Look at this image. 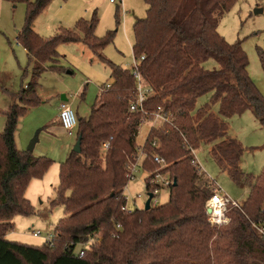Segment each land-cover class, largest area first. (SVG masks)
I'll list each match as a JSON object with an SVG mask.
<instances>
[{"label":"trees","instance_id":"1","mask_svg":"<svg viewBox=\"0 0 264 264\" xmlns=\"http://www.w3.org/2000/svg\"><path fill=\"white\" fill-rule=\"evenodd\" d=\"M25 4L24 25L16 33L31 63L29 81L17 92L0 87L10 104L2 110L0 132V264H264V166L256 174L240 168L242 144L227 135L225 118L250 111L264 128V97L250 77L248 58L241 41L227 42L217 30L219 17L237 0H143L146 14L132 25L133 57L140 59L141 83L152 89L144 108L169 111L171 119L149 128L141 144L142 169L158 167L151 155L166 162L162 169L175 185L168 200L148 210L121 207L127 183V161L137 152L139 112L128 102L136 94V80L102 55L115 30L97 37L94 11L80 18L72 29L59 27L49 37L33 29L37 16L52 0H11ZM116 23L118 8L116 10ZM61 43H81L110 70L109 87L99 91L86 117L77 116L72 149L59 164L58 185L51 206H62L64 216L55 224L52 238L40 245L8 240L17 215L34 214L25 197L32 179H40L53 160L18 149L15 130L30 107L41 103L37 95L40 76L57 70L56 48ZM264 71V51L258 50ZM211 60V67L205 63ZM48 62H53L47 65ZM102 85V87H105ZM210 94L209 103L196 106ZM216 104L218 111L211 110ZM108 141L107 149L102 143ZM155 141L158 146H153ZM201 143L231 180L248 185L246 197L229 212L228 223L213 227L207 220L205 201L214 192L206 173L197 174L191 160ZM118 225V226H117ZM79 243L88 248L75 253Z\"/></svg>","mask_w":264,"mask_h":264},{"label":"rangeland","instance_id":"2","mask_svg":"<svg viewBox=\"0 0 264 264\" xmlns=\"http://www.w3.org/2000/svg\"><path fill=\"white\" fill-rule=\"evenodd\" d=\"M118 8V20L116 23V10ZM147 5L143 0H119L111 2L110 0H52L47 7L37 16L34 21V30L42 37L54 35L59 27L72 29L75 22L80 19H90L93 12H96L98 19L95 35L104 36L107 31L115 30L112 42L107 44L102 51V55L111 62L119 65L124 69H129L134 60L132 52L133 32L132 25L138 18L146 14ZM255 8H261V12L254 13ZM73 17H76L73 19ZM25 4L23 2H12L11 0H0V30L5 35H10L12 41L16 34L15 30H20L24 25ZM218 32L224 39L233 43L241 41V46L248 58L247 70L257 86L258 90L264 97V71L261 68L258 50L264 51V0H237L229 11L223 13L217 23ZM0 31V60L5 62V55L1 46L6 44V38ZM15 44V43H14ZM81 43H61L57 46V70H46L41 74L38 81L40 84L37 95L43 98V103L33 110L30 107L27 111L29 114L21 116L18 120V126L21 127L22 119L25 118V124L40 119V123L34 128L32 135L28 140H23L21 150H26L29 146L34 133L39 129L43 130L50 122H45L47 117L54 112L56 105L52 100H47V89L52 87L58 80L57 78L69 79L73 84L72 89L79 83L84 88V98L69 96L66 101L75 112L76 116L86 117L99 93V85L109 84L110 70L107 64L94 57L91 52ZM8 46V44H7ZM16 62V60H15ZM53 62H48L51 65ZM214 63L209 60L205 66L211 67ZM17 69L18 90L21 83L29 81V73L23 78L22 69L28 67L26 59L22 60L20 66L15 64ZM29 71V70H28ZM71 71L72 73H69ZM0 89V93H1ZM74 93V92H71ZM210 94L199 97L196 106L201 107L209 103ZM211 110L216 113L217 105L214 104ZM228 125L227 135L236 138L243 146L240 168L244 173L256 175L264 166V128L257 122L256 118L250 111L240 115H233L225 118ZM41 125V126H40ZM46 125V126H45ZM61 126V125H60ZM149 124H143L138 128L136 141L142 144ZM2 131V130H1ZM0 131V132H1ZM75 133V132H74ZM65 134V133H64ZM59 138L66 136L73 145V137L68 135L56 134ZM41 142L42 140L39 139ZM211 144L201 143L199 148L194 151L195 158L206 175L214 180L216 185L225 195L237 202H241L248 193V185L245 183L235 184L228 174L222 170L216 163L210 153ZM18 149H20L18 147ZM72 149V148H71ZM34 153V152H33ZM35 154V153H34ZM37 155V154H35ZM134 155V154H133ZM51 158L48 154H45ZM52 159V158H51ZM54 161V159H52ZM55 164L51 165L46 173L40 179H32L25 191V197L29 200L33 211L32 215H17L13 218V229L6 234L8 240L19 241L32 245L45 243L52 234L56 222L64 216L63 207L51 206L50 201L55 196V188L58 185V171L54 169ZM136 179L129 182L125 188L127 206L129 209L139 208L142 200L138 198L133 200L137 193H143L146 175L138 171ZM35 183H32L33 181ZM168 189H162L158 195V202L165 203L168 200ZM32 231H39L38 236H33ZM88 248V243H79L75 246L74 252L78 253L80 249Z\"/></svg>","mask_w":264,"mask_h":264},{"label":"built area","instance_id":"3","mask_svg":"<svg viewBox=\"0 0 264 264\" xmlns=\"http://www.w3.org/2000/svg\"><path fill=\"white\" fill-rule=\"evenodd\" d=\"M113 1V0H110ZM141 56L140 59H142ZM140 59L134 58L132 65L130 67L131 73L133 74L136 80V94L134 98L130 99L128 102V109L131 112H139L140 118L138 121L137 128L141 125L148 123L149 128L158 127L164 123H168L171 119V113L162 107H158L154 111H148L144 108V101L148 94L152 93V89L148 86H145L141 83V76L138 70ZM110 84H106L105 87H101L100 91H103L109 87ZM58 119L62 129L65 134L68 136H73L75 132V128L77 126V116L73 109L66 101H61L58 108ZM108 141L102 143V149L105 150L108 147ZM153 146H158V144L153 141ZM137 152L132 156V158L127 161V183L123 187V198L126 203L121 207L124 212H130L133 209H129L127 204V199L125 195V188L129 182H132L136 179V174L138 171L144 172L146 175L144 182V191L143 193H137L133 196V200L136 201L138 198L142 200V205L139 208H144L145 201L149 197V193L151 197L149 199L150 206H156L160 203L158 202V195L160 194L162 189H169V186L173 183L172 178H170L167 172H163L162 169L166 167L165 160L160 157L158 154H152V160L158 164V167L151 171L146 172L142 169V162L145 158L144 147L140 144L137 146ZM194 155V151L192 153ZM192 164L195 166L197 174H201L204 172L202 167L197 162L195 155L191 160ZM214 188V192L210 195L209 198L205 201L204 207L205 212L207 214V220L213 227H219L228 223L230 220V210L232 208H236L239 206V202L231 199L227 195L223 193V191L216 185L215 182L212 183ZM209 209V212L207 211ZM118 226V225H117ZM261 230H264L261 228ZM264 232V231H263ZM40 234L39 231H32L33 236H38ZM52 238V234L47 238L49 241ZM82 254V250L79 251Z\"/></svg>","mask_w":264,"mask_h":264},{"label":"crops","instance_id":"4","mask_svg":"<svg viewBox=\"0 0 264 264\" xmlns=\"http://www.w3.org/2000/svg\"><path fill=\"white\" fill-rule=\"evenodd\" d=\"M119 1L122 3V0H119ZM111 2H115V0ZM74 18L76 17H73V19ZM34 26L35 25L33 23V29H34ZM17 31L18 30H15L16 33ZM1 32H2L3 37L6 38L7 43L1 46L3 53L5 55V62L2 63V61L0 60V87H4L10 92H17L18 91V83H17L18 77H17V69H16L15 64L17 63V65L20 66L22 64V60L26 59L28 62L29 69L26 66L24 69H22V72H23L25 69L30 70L31 63L29 62V58L26 53V50L17 42L16 34L14 36V40L12 41V39L10 38V35H5L3 33L4 31H1ZM79 46L83 47L82 44ZM68 72L72 73L71 71H68ZM56 80L58 81L52 87L47 89L48 91L46 94V97L48 98L47 100L53 99V102L56 105V113L54 112L53 114L50 115V118L47 117L45 119V122H50V123L47 126L45 125L46 127L43 130L39 129L38 131H36V133H34L33 138L36 136V141L32 149V151L37 155L48 154L52 159H54L52 165L55 164V168H53V171L54 169L58 171L59 164L66 158L68 152L71 150L73 146L70 143L71 141L66 136H64V138H61V137L59 138L56 135V134L65 135L64 134L65 132L60 126V122L58 119V108H59L60 102L62 101L61 95L64 94L67 97V99L71 95L72 97H76V98L79 97L80 99L84 98V91H83L84 88H82L81 83H79L78 85H76L74 89H72L73 84L70 82L69 79H65L62 77V78H57ZM40 87H41L40 84H38L37 89H36L39 95H40L39 93ZM101 87L102 85H99L98 87L99 91ZM71 92H74V93H71ZM42 99L43 98L40 96L41 103L38 105V107L43 103L44 100ZM9 104H10L9 97L5 93L1 92L0 93V131L3 130L4 125H5V116L2 110H5L9 106ZM38 107H33L31 109L33 110L34 108H38ZM30 110L29 112L27 111L24 114V117L26 114H29L32 111ZM24 117L22 119L21 127H16L15 135H14L16 146L17 148L19 147L20 149H22L23 140L24 139L28 140L29 137L32 135L33 131L31 130L36 128L38 124H41L39 121L40 119H36L38 120L37 123L36 121H34L31 123L28 122L27 124H25L26 120ZM78 117H81V116L78 115ZM39 139H41L42 141L40 142ZM36 181L38 180H35L32 183H35Z\"/></svg>","mask_w":264,"mask_h":264},{"label":"water","instance_id":"5","mask_svg":"<svg viewBox=\"0 0 264 264\" xmlns=\"http://www.w3.org/2000/svg\"><path fill=\"white\" fill-rule=\"evenodd\" d=\"M261 8H255L254 9V13H258V12H261ZM61 100L62 101H67V97L63 94L61 95ZM36 141V136L34 138H32V140L30 141L29 143V146L27 147V149L29 150H32L33 149V146H34V143ZM72 150L76 153H79L80 152V136L77 138V140L74 142L73 146H72ZM173 185H175V179H173ZM149 197L146 199L145 201V205H144V209L145 210H148L150 208V205H149V199L151 197V194L149 193L148 194ZM207 211L209 212V209H207Z\"/></svg>","mask_w":264,"mask_h":264}]
</instances>
